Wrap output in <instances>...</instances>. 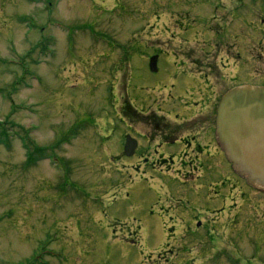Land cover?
I'll return each instance as SVG.
<instances>
[{
	"label": "rangeland",
	"instance_id": "obj_1",
	"mask_svg": "<svg viewBox=\"0 0 264 264\" xmlns=\"http://www.w3.org/2000/svg\"><path fill=\"white\" fill-rule=\"evenodd\" d=\"M242 84L264 86V0H0V264H264V187L200 154ZM126 97L200 145L146 144Z\"/></svg>",
	"mask_w": 264,
	"mask_h": 264
},
{
	"label": "water",
	"instance_id": "obj_2",
	"mask_svg": "<svg viewBox=\"0 0 264 264\" xmlns=\"http://www.w3.org/2000/svg\"><path fill=\"white\" fill-rule=\"evenodd\" d=\"M158 55L149 66L156 72ZM216 137L236 173L251 185L264 187V86L240 85L221 97L216 115ZM136 140L127 135L124 152L134 154Z\"/></svg>",
	"mask_w": 264,
	"mask_h": 264
},
{
	"label": "flooded vegetation",
	"instance_id": "obj_3",
	"mask_svg": "<svg viewBox=\"0 0 264 264\" xmlns=\"http://www.w3.org/2000/svg\"><path fill=\"white\" fill-rule=\"evenodd\" d=\"M202 73H204V72H202ZM203 78L206 79L207 85H208V82L210 81V77L208 75L204 74ZM234 79L235 78H233V80ZM221 97L219 98V102L221 100ZM140 100L141 99H138V98H134L133 100H130L127 97L123 98L122 105H121L122 106L121 107V113L128 120L136 122V124H138V125L141 124V123L147 124L152 129V132L150 133V137L146 136V139H145L146 140V144H152V145L153 144L154 145L160 144L162 146L164 144L169 145L170 143H173V142H175V143L179 142L180 144L183 145L182 147H185V149L191 147L194 144L200 145V144H198V141H199L198 138H196L195 136H192V137L189 136L188 137L187 135H184L185 132L188 130L187 122H185V120H182V122H180L179 120H174L173 124L171 122L168 123L166 121L165 116L160 114V111H163V108H164V107L162 108V105L161 106L158 105V108L156 110L152 109V111L149 112L148 115H146L144 113L145 111H143V108L138 109L137 107H135V104L133 103V101H135L136 103L137 102H141ZM156 100H155L156 102L159 101L158 99H156ZM201 102H202V100H201ZM201 102L197 101L199 106H202L200 104ZM212 104L213 103L211 102V105ZM185 105L186 104L179 105V106L184 107ZM218 105H219V103H218ZM218 105L216 106V109H215L214 128H212V136H213L214 140H213V142L212 141L209 142V146L207 145L205 147L204 151H202L201 150L202 148H200V152H201L200 154L208 152L210 155L212 153H213V155L215 153L216 154L222 153L224 155V152H223V150H222V148H221V146H220V144H219V142L217 140V137H216V115H217ZM201 111H203V110H201ZM169 113H171V110H168L167 114L169 115ZM180 113H182V112H180ZM200 114L201 113H198L194 117H197ZM177 115H179V114L176 113V116ZM134 120H136V121H134ZM190 120H192V118H190L189 120H186V121H190ZM153 133H154V137L152 139L151 136L153 135ZM175 134H176V136H174ZM127 135H130V134H126L125 136L127 137ZM126 137H125V143H126ZM135 140L137 142V146H136V149H137L138 146H139V141H138V139H135ZM214 144H215L214 151H211L213 149V147L211 148V146H214ZM124 147H125V144H124ZM136 149H135V152H136ZM135 152H134V154H135ZM162 152H163L162 154H159L158 157H156L157 161L156 160L154 161L158 165V167L160 166L162 168L165 165H166V167L172 166L174 163H176V161L174 160L175 157L178 159L179 162L183 161L184 153L183 154L178 153L177 155H174V154L169 153L166 150H164ZM124 154H125V152H124ZM134 154L131 155V156H128V157H132V156H134ZM141 159L149 160V157L146 154H143ZM197 159H200V155L197 156ZM199 162L201 163V159H200ZM238 178L242 182H244L245 185L247 184V187H249L251 189L255 188V186L248 184L245 179H243V178H241L239 176H238ZM207 254H209V253H207ZM202 258L205 261H207L208 259H211L212 257L208 256V255H203Z\"/></svg>",
	"mask_w": 264,
	"mask_h": 264
},
{
	"label": "trees",
	"instance_id": "obj_4",
	"mask_svg": "<svg viewBox=\"0 0 264 264\" xmlns=\"http://www.w3.org/2000/svg\"><path fill=\"white\" fill-rule=\"evenodd\" d=\"M42 53H45V50H42ZM25 72H26V74H30V72H29L28 70H25ZM2 132H3V133H6L7 130H6V131L3 130ZM8 138H9V135H8L7 139H6L5 141L2 142L5 146L10 144V143H8ZM2 140H3V139H2ZM38 147H39V148H42V149H47V147H40V146H38ZM29 264H36V262L33 261V262L29 263Z\"/></svg>",
	"mask_w": 264,
	"mask_h": 264
}]
</instances>
